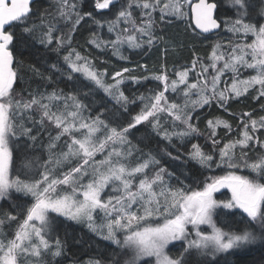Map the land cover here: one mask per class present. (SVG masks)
Listing matches in <instances>:
<instances>
[{"label":"snow or ice","instance_id":"1","mask_svg":"<svg viewBox=\"0 0 264 264\" xmlns=\"http://www.w3.org/2000/svg\"><path fill=\"white\" fill-rule=\"evenodd\" d=\"M33 2L0 0V209L7 203L0 210V264L63 256L64 221L106 242L103 252L72 264H229L257 244L264 248V115L208 119L210 148L196 140L204 133L193 122L198 109L227 112L242 97L264 100V0H224L223 23L217 0H120L118 8V0H94L95 11L83 13L77 0H55L54 12L42 13ZM86 17L109 36L93 31L82 52L73 41ZM173 19L206 40L231 35L206 57L194 54L190 66L169 70L162 63L140 77L128 67L101 70L86 54L90 47L128 60L125 47L143 51L165 42L157 29ZM29 39L63 53L51 69L67 92H17L15 48ZM147 80L156 83L143 92L128 95L122 87ZM41 133L47 143L41 140L43 151L33 155ZM155 137L158 146L164 142L160 151L140 147ZM221 189L231 198L217 199ZM222 209L244 215L221 222L228 215Z\"/></svg>","mask_w":264,"mask_h":264},{"label":"trees","instance_id":"2","mask_svg":"<svg viewBox=\"0 0 264 264\" xmlns=\"http://www.w3.org/2000/svg\"><path fill=\"white\" fill-rule=\"evenodd\" d=\"M55 3V0H37L33 3V11L36 12H45V10L54 12V8L51 6ZM79 10L83 12L95 11L94 10V0H77ZM219 4L218 15L221 22L227 15L225 11L224 0H217ZM120 0L117 2V8L119 7ZM115 11V9H114ZM96 18L100 19V14L96 13ZM111 15L105 17V19H111ZM158 19V14H157ZM38 22V21H37ZM63 27V25H61ZM66 31V29H65ZM95 31L96 34L100 37L107 38L109 33L107 32V27L99 28L91 19L85 18V22H82L79 30L74 34L75 39L73 41V46L80 49L84 52L86 47L85 42L89 38L90 34ZM157 33L164 37V41L158 44L152 49L141 50H130L126 47L123 49V52L126 56L129 57L128 60H119L112 55L111 51L100 52L98 49L90 48L88 53L97 64L98 67L103 69H108L109 72L119 70L122 67H128L132 69V75L135 76H144L149 75L153 70L159 71L162 63H165L169 70L181 66H190L193 55L200 57H206L211 50L212 44L219 40H227L230 33L221 31L220 36H212L210 39H204L202 36H195L190 29L187 28L186 21H180L173 19L171 24L161 25L157 29ZM59 34V33H57ZM19 36V32L17 33ZM167 47V55L164 57L162 55L163 49ZM15 55L18 61L17 69L19 72V80L16 85L17 92L24 91V94L27 95L28 91L39 90L41 92L48 91L51 92L53 89L57 91L59 89H64L67 92L68 86L66 82H61L59 74L53 73L51 69L52 64H62V55H57L56 52L52 51L51 48H45L41 45L38 40L29 39L27 44H17L15 48ZM147 65L148 71L146 72L144 68H141L140 65ZM35 69V70H34ZM38 70V71H36ZM43 73V77L40 75ZM171 74V73H170ZM54 75V79L49 81L44 77ZM156 82L153 80L142 81L140 85L133 84L131 81H127L122 87L125 90L126 94L132 95L136 91H146V89L151 88ZM254 96L255 93L253 92ZM100 97H103L102 92L99 93ZM105 99H107L105 97ZM261 104H264V100L257 102L252 99L251 96L243 97L239 102L232 101L231 106L227 112L222 111L221 109L213 107H206L204 109H198L197 113L194 115L199 116L198 119L193 122L198 125L201 132L204 135L196 138L198 142L202 145H207L208 148L211 147L210 144H207L205 136L207 135V120L212 119L214 116L222 115L223 118L231 120L229 113H236L239 115L242 112H251L253 113L254 118H258L261 115H264V111L261 110ZM235 123L233 126L235 128ZM143 135V128L141 132L136 134V138L133 139V143H137V140ZM219 136L221 139H225V133L223 130H219ZM158 137H155L150 142L145 140L140 147L144 151L152 149L153 151H160L163 148L164 142H161L159 146L156 141ZM41 140L43 143H47V136L44 133H41V139L36 143V147L31 150V154L39 155L43 149L41 148ZM195 142V141H194ZM178 143V142H177ZM162 162L168 166L170 169L173 167V163L169 161L167 156L163 155V152H160ZM179 163V162H177ZM204 171V176L209 175L207 170ZM217 174H223L219 169L216 170ZM243 174H249L247 170H244ZM204 176H201L200 179L203 180ZM175 183V181H174ZM217 199H230V193L228 190H221L215 194ZM22 199H31L30 197H22ZM3 211L7 210V203L5 202V207L0 209ZM222 213L228 214L227 216L222 215L219 217L221 222L231 221H240L241 216L244 214L241 213L238 209L220 210ZM231 212H236L235 217H231ZM63 220V218H59ZM242 227V222L234 225ZM14 228V225H13ZM208 231L207 229H204ZM59 236L62 241H64V255L61 257H47L48 264H72L76 260H87L89 256H95L97 250L103 252L102 245L106 242L100 241L98 237H95L88 229L81 224H75L71 221H64L61 228L59 229ZM91 244V247L89 245ZM178 244V242H177ZM254 250L244 256L242 259H233L229 257V264H264V248H261L259 244L253 246Z\"/></svg>","mask_w":264,"mask_h":264},{"label":"rangeland","instance_id":"3","mask_svg":"<svg viewBox=\"0 0 264 264\" xmlns=\"http://www.w3.org/2000/svg\"><path fill=\"white\" fill-rule=\"evenodd\" d=\"M243 98V97H242ZM241 98V99H242ZM221 190H227V189H221ZM220 190V191H221ZM230 193V192H229ZM230 197H231V193H230ZM52 215H55V214H52ZM74 223V222H73ZM76 224V223H75ZM203 229H207L208 231H210V229H208V227L206 226V225H204V226H201ZM56 235V233H53V236H55ZM46 261H47V258H46ZM47 264H48V262H47Z\"/></svg>","mask_w":264,"mask_h":264},{"label":"water","instance_id":"4","mask_svg":"<svg viewBox=\"0 0 264 264\" xmlns=\"http://www.w3.org/2000/svg\"><path fill=\"white\" fill-rule=\"evenodd\" d=\"M35 1H37V0H34V2H35ZM34 2H33V3H34Z\"/></svg>","mask_w":264,"mask_h":264}]
</instances>
